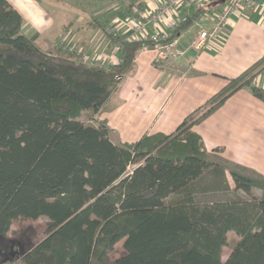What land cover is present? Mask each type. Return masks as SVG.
<instances>
[{
  "label": "trees",
  "instance_id": "16d2710c",
  "mask_svg": "<svg viewBox=\"0 0 264 264\" xmlns=\"http://www.w3.org/2000/svg\"><path fill=\"white\" fill-rule=\"evenodd\" d=\"M223 2L200 3L162 41ZM94 21L106 28L107 21ZM25 23L0 0V242L14 219L45 216L46 234L23 264H264V175L212 158L193 130L242 88L264 101L255 83L264 56L170 134L122 142L100 116L115 106L137 53L153 41L108 31L121 59L106 67L65 43L44 48ZM230 231L239 239L224 260ZM121 241L124 252L113 257Z\"/></svg>",
  "mask_w": 264,
  "mask_h": 264
},
{
  "label": "crops",
  "instance_id": "0c3cea01",
  "mask_svg": "<svg viewBox=\"0 0 264 264\" xmlns=\"http://www.w3.org/2000/svg\"><path fill=\"white\" fill-rule=\"evenodd\" d=\"M8 1L25 18L27 34L39 32V39L43 40L45 34L53 32L51 45L58 44L62 38L68 46L78 49L87 62L94 56L103 57V60L121 59L119 46L111 41L108 29L113 28L127 37L130 30L124 16L116 21V15H112L105 29L93 21L91 14L87 21L82 15L75 19L65 15L66 19L59 24L44 0ZM164 1L131 0L132 7L126 16H140L145 11L157 9ZM115 3L121 5V2ZM197 6L182 9L178 14L169 13L152 24L149 31L170 35L172 24L193 14ZM207 13L169 44H145L137 53L136 71L127 75L119 86L124 93L118 95L120 99L111 110L102 113L116 117L119 112L128 119L126 127H111L116 139L135 142L146 133L170 134L229 79L264 56V6L247 14L235 12L216 38H208L197 48L195 42L199 41L201 31L213 29V17L206 19ZM157 55L162 58L158 66L155 63ZM255 83L264 87V69L256 76ZM135 88L141 91L139 97L132 92ZM193 130L202 135L208 151L215 153L221 149L224 158L264 175V101L248 88L231 95Z\"/></svg>",
  "mask_w": 264,
  "mask_h": 264
},
{
  "label": "rangeland",
  "instance_id": "374dc122",
  "mask_svg": "<svg viewBox=\"0 0 264 264\" xmlns=\"http://www.w3.org/2000/svg\"><path fill=\"white\" fill-rule=\"evenodd\" d=\"M44 1L46 2V6L51 10V12H54L56 19H57L56 23H59V24L63 22V19H66L64 18L65 15L73 17L72 19H75V16L82 15L83 17H85L84 21H87L88 19H90L89 18L90 14L93 18V21L95 17L99 18L102 21H107V19L111 18L112 15L113 16L116 15L115 17L117 20L119 17L127 15L129 13L128 10L130 11L132 7L130 3L131 0L129 1L127 0H44ZM116 1L121 2V5L115 3ZM68 9L70 10V12L68 11ZM44 37L46 39L43 38V40L41 39L39 40H40L41 45L44 48H46L49 45H51L50 41L53 37V32L52 34L51 32L45 34ZM58 41H59L58 44L65 43L68 45V43L65 42L62 38L59 39ZM160 44H169V43L162 41ZM69 47H72V45H70ZM96 57L97 56L92 57V59L89 60L88 62L97 63V64H100L103 62V59H104L103 57H100V58L99 56L97 58ZM115 59L116 58H114L113 60ZM113 60L109 58L108 62L109 61L111 62ZM160 60H162V58H159V56L157 55V57L155 58V63L157 66L159 65ZM132 92L133 94L138 95V97L141 94V91L138 88H135L134 91ZM123 93L124 91L120 87L117 91V94H116L117 96L115 95L114 101L118 102L120 99L119 98L120 94H123ZM117 113L118 114H116V117H112V115L108 116V114H101L100 118L103 120H106L109 126L112 128L113 126H116L118 128L128 126V119L126 117L125 118L122 117L125 114L120 115L119 112ZM82 120L87 123L93 122L91 119H89V116L87 115L86 112L83 113ZM114 136H115V133H114ZM220 151L221 149H218L217 152L212 153L213 154L212 158L216 157L217 160H219V158H224L223 155L220 153ZM228 178H229L231 186L234 187L235 184L230 174H228ZM239 193L246 198L251 197L250 195L244 192H239ZM260 193L261 192L258 189L253 190V195L259 196ZM48 221L49 219L45 216H42L38 219H31V218H24V217H18L14 219L12 222L11 230L9 232V238L7 240H2L0 242V264H23V255L25 254L26 250L34 242L40 240L42 237L45 236ZM238 239H239V235L236 232L230 231L228 233L227 244L223 247V250H222V258L224 260L227 259V257L229 256L232 250V247L234 246L235 242ZM123 252H124L123 241H121L117 244L116 251L113 254V257H117L123 254Z\"/></svg>",
  "mask_w": 264,
  "mask_h": 264
},
{
  "label": "built area",
  "instance_id": "2783aa9c",
  "mask_svg": "<svg viewBox=\"0 0 264 264\" xmlns=\"http://www.w3.org/2000/svg\"><path fill=\"white\" fill-rule=\"evenodd\" d=\"M211 0H166L157 9L151 11H145L140 16H124L130 33L127 38L131 41L152 40L154 45H159L163 39L169 36L167 33H152L149 31L150 26L156 22L163 20L169 13L178 14L182 9H191L195 5L200 3H209ZM264 6V0H226L223 4L213 13H207L206 19L213 17V29L208 32L206 30L201 31L200 39L195 42V46L200 48L208 38H216L221 30L227 26V23L232 19L233 14L237 11L247 14L253 12L259 7ZM186 19V16L180 18L177 22L172 24V28L179 25L180 22ZM118 21V19L116 20ZM124 24L123 22L119 23ZM171 28V29H172ZM120 29V28H118ZM110 32H115L117 35L120 33L113 28L108 29ZM119 60L108 62L103 60L102 65L109 67Z\"/></svg>",
  "mask_w": 264,
  "mask_h": 264
},
{
  "label": "water",
  "instance_id": "95a60500",
  "mask_svg": "<svg viewBox=\"0 0 264 264\" xmlns=\"http://www.w3.org/2000/svg\"><path fill=\"white\" fill-rule=\"evenodd\" d=\"M223 1H226V0H223Z\"/></svg>",
  "mask_w": 264,
  "mask_h": 264
}]
</instances>
